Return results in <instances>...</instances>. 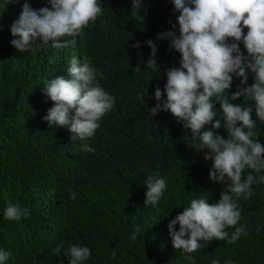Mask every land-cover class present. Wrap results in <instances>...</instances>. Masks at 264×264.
I'll list each match as a JSON object with an SVG mask.
<instances>
[{
	"label": "trees",
	"instance_id": "trees-1",
	"mask_svg": "<svg viewBox=\"0 0 264 264\" xmlns=\"http://www.w3.org/2000/svg\"><path fill=\"white\" fill-rule=\"evenodd\" d=\"M44 1L0 0V249L11 252L5 264H69L70 257L63 252L53 254L61 242L64 250L72 244L89 247L91 257L83 264H192L182 250L174 249L167 225L200 194L219 200L230 181L221 185L209 180L212 161L204 158L207 150L193 147L199 141L170 111L150 117L157 85L161 102L166 100L168 46L156 35L162 33L164 2L152 0L144 20L131 22V0H102L101 20L84 28L67 47L49 44L21 52L11 44L19 37L11 35L10 26L19 18L22 4ZM243 31L246 35L247 28ZM149 39L157 45L158 66L149 68L142 81L143 103L136 99L120 114L114 113V105L88 143L94 152L81 151L85 142L77 144L45 128L43 117L51 106L45 102L43 82L60 71L68 53L78 49L91 58L102 73V83L117 95L141 80L133 63L142 48L151 51ZM137 41L142 48L132 47ZM237 43L246 56L243 41ZM241 79L233 74L230 94L237 86L253 83L254 73L249 70L245 84ZM230 102L254 106L243 97ZM214 111L213 122L221 119L222 126L213 131L227 138L218 103ZM252 117L258 142L264 145V123L254 110ZM210 128L206 125L204 130ZM157 171L166 181L159 212L144 205V182ZM70 188L74 200L69 198ZM9 202L27 209L28 217L5 219ZM236 203L241 209L236 227L246 225L248 235L232 244L214 239L189 254L195 264H211L213 259L220 264L229 259L235 264H264V183H254L251 198L240 197ZM137 227L140 232L133 240ZM175 227L178 230L179 224ZM225 230L231 234L235 229Z\"/></svg>",
	"mask_w": 264,
	"mask_h": 264
},
{
	"label": "clouds",
	"instance_id": "clouds-1",
	"mask_svg": "<svg viewBox=\"0 0 264 264\" xmlns=\"http://www.w3.org/2000/svg\"><path fill=\"white\" fill-rule=\"evenodd\" d=\"M151 1L131 0V22L144 20ZM160 1L166 6L165 19L161 23L162 33L156 35L159 41L166 40L168 46L165 49V57H168L166 100L161 102L162 90L157 85L154 93L157 103L149 109L150 117L154 118L160 111H170L190 130L191 138L199 141L193 147L197 151L207 150L204 158L212 161L209 180L221 185L226 179L230 181L221 191L219 200L200 194V198L192 199L190 206L184 207L167 225L174 249L182 250L186 254L184 259L195 264V257L189 254L214 239L232 244L240 236L248 235L246 225L236 227L241 219L236 200L250 199L252 185L264 183V145L258 142L256 121L252 117L254 110L255 117L264 123V0ZM19 13V18L10 26L11 35L19 38L12 39L11 44L21 52H28L33 47L43 48L49 44L55 49L67 47L68 42L83 34L84 28L101 20L104 8L102 0H47L38 4L24 3ZM244 28H247L246 35ZM229 38H232L231 43ZM241 40L246 56L237 43ZM39 41L42 43L36 44ZM146 43L151 51L140 47L139 41L132 45L143 50L133 63L141 80L117 95L102 83V73L91 58L78 49L68 53L60 71L43 82L42 93L51 106L43 117L45 128L69 136L77 144L85 142L81 151L94 152L88 143L113 106L114 113L120 114L136 99L143 103L141 88L146 72L158 66L157 45L151 39ZM179 58L180 67L177 66ZM249 70L254 73V82L244 88L237 86V91L230 94L233 74L241 77V84H245ZM240 97L254 101V106L230 102ZM217 103L227 138L213 131L222 126L221 119L213 122L217 117L214 111ZM206 125L211 128L204 130ZM144 184V205L159 212L158 204L166 189L165 179L157 171L150 173ZM68 191L69 198L74 200L75 192L71 188ZM29 214L19 204L9 202L4 218L19 221ZM228 227L235 230L229 234L225 230ZM139 232L137 227L131 239H137ZM52 251L54 255L63 252L70 257L69 264H83L91 257L89 247L76 244L64 250L61 242ZM10 257V251L0 249V264H5ZM211 264H220V260L213 259ZM224 264L235 262L229 259Z\"/></svg>",
	"mask_w": 264,
	"mask_h": 264
}]
</instances>
